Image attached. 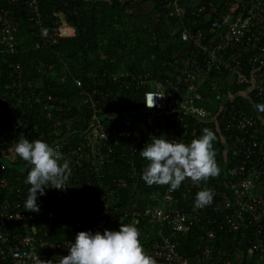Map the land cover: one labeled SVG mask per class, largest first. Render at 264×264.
I'll return each instance as SVG.
<instances>
[{
	"label": "built area",
	"instance_id": "1",
	"mask_svg": "<svg viewBox=\"0 0 264 264\" xmlns=\"http://www.w3.org/2000/svg\"><path fill=\"white\" fill-rule=\"evenodd\" d=\"M162 1L181 20L179 35L182 40L191 41V51L176 60L157 61L155 73L151 69L132 73L130 82L146 87L154 82L155 86L144 90L140 111H124L122 120L125 123L115 113L111 116L115 123L111 130L104 121L111 110H106L105 105L98 106L92 97H84L83 101L90 102L93 112L82 140L72 142L68 134L63 133L49 145L56 147L70 161L72 168L102 160L121 148L123 154L126 148L131 155L142 148L150 136L160 137L163 134L169 140L190 143L189 126L187 122H182L181 114H191L200 119L211 117L223 134L220 146H213V149L215 158L222 161L221 173L229 195L219 191L214 183L193 184L190 179H185L175 191H170L168 185L155 189L152 193L154 203L134 210L131 217L134 221H137L136 216L147 217L170 230L185 232L202 219L214 222L216 219L209 218L207 210L217 209L220 213L218 222L225 233H217L214 228L201 233L198 244L200 254L196 262L180 252L176 243L161 229L157 231L156 238L142 245L143 248L157 264H240V259L228 246L232 238H236L238 243L250 244L245 254L248 260L241 264H264V0ZM17 2L19 0H5L0 4V67L5 64L10 66L7 75L11 88L18 85L16 89L10 88L7 94L0 93V108L4 111L19 102L40 99L39 94L34 92L32 80L22 82V66L15 58L18 22L12 4ZM21 3L27 20L38 29L36 47L53 34H74V27L64 17L53 21L55 30L51 32L41 15L40 0H22ZM190 16L205 20L206 27L189 26L186 21ZM150 58L154 59V54ZM214 70L226 72L225 77L240 87L238 91L242 95L250 94L252 114L236 108L231 98L223 105L218 104L215 111L204 105L203 86ZM77 83L80 82L77 80ZM22 86L27 87L23 89ZM153 93L165 96L156 98V105L149 108L144 101ZM51 106L52 101L49 103ZM102 109L106 114L100 117ZM168 109L176 112L168 118L181 123L180 128L166 127L162 112ZM73 119L72 115L59 113L55 115L52 126H69ZM139 123L146 125L147 131L145 127L138 129ZM31 125L19 130L11 127L0 129V153L6 156L0 162L2 172L8 168L6 159L14 158V146L21 134L29 141L43 137L44 131L41 129L38 132L36 124ZM196 131L197 128H193L191 133ZM119 137L125 139L127 145L119 144L116 141ZM25 163L24 174H0V264H42L48 260L51 264H59L61 256L68 254L67 247L75 241L78 231L59 241L37 236V225L29 220L24 210L30 187L26 183L29 169ZM114 184L125 186L127 180L125 177L115 178ZM204 188L212 190L213 200L206 207L195 208L196 193ZM45 190L56 202H64L69 195L67 187ZM217 195L223 199L219 206L216 204ZM99 206L100 216L88 231L103 233L105 229L117 230L109 200L101 196ZM251 229L252 232L248 233ZM232 231L241 233L236 235L230 233Z\"/></svg>",
	"mask_w": 264,
	"mask_h": 264
},
{
	"label": "trees",
	"instance_id": "2",
	"mask_svg": "<svg viewBox=\"0 0 264 264\" xmlns=\"http://www.w3.org/2000/svg\"><path fill=\"white\" fill-rule=\"evenodd\" d=\"M21 1L12 4L19 16V26L15 32V58L22 66V82L32 80L34 92L39 94L40 99L19 102L13 107H8L6 111L0 108V129L11 127L19 130L36 124V131H44L42 138L48 144L63 133L68 134L72 142L82 140L93 112L90 102L83 101L84 97H92L98 102V106L105 105L106 110H111V114L106 115L104 121L113 130L115 123L111 116L116 113L122 120L124 111H140L144 90L155 86L154 82L147 87L130 82L132 73L144 72L147 69L155 73L157 61L176 60L188 54L193 47L191 41L180 38L181 20L163 5L162 0H40V12L45 23L50 26V31L55 30L53 21L64 17L74 27V34H53L50 36L51 40L46 38L41 46L36 47L38 29L23 17ZM1 3H5V0H0ZM186 22L193 28L206 27L205 20H197L191 16ZM152 54L154 59L150 58ZM10 69L6 64L0 67L2 95L7 94L11 88L7 75ZM225 75L226 72L214 70L207 76L203 86L206 97L204 105L215 111L222 97L227 100L231 98L236 108H242L248 115L252 114L254 110L251 98L248 97L250 94L242 95L238 91L240 87L230 82ZM22 87L24 89L27 86ZM16 88L18 85L11 89ZM51 101L53 106L49 107ZM59 113L72 115L73 122L69 126H52L55 115ZM171 113L176 114L170 109L162 112L166 127L180 128L181 123L168 118ZM104 114V109L99 111L100 117ZM181 115L182 122L188 123L189 139L198 138L202 135V130L208 128L216 136L212 142L213 146H220L223 134L211 117L200 119L187 113ZM142 127L147 131L146 125L137 126L138 129ZM193 128H197L195 133H191ZM36 131L33 133L36 134ZM151 137L154 136L148 137L147 143L152 142ZM116 141L127 145V141L121 137L116 138ZM142 148L131 155L127 153L126 148V153L123 154L121 148L116 152L121 156L114 153L94 163L72 166L67 186L69 195L64 202H56L46 190L42 196L37 193L39 212L27 211L29 220L37 225V236L59 241L73 232L88 231L100 216V197L104 196L111 203L110 209L117 230L120 223L134 222L140 232L141 244L146 245L147 241L156 238L157 231L161 229L162 233L176 243L180 252L192 262H196L200 254V234L209 228H214L217 233H225L218 222L220 213L217 209H208L209 218L216 220L207 222L202 219L185 232L170 230L157 220H149L143 216H136L137 221H134L131 213L146 204L154 203L152 193L155 189L163 187L156 184L148 186L141 178L148 163L140 155ZM3 156L4 154L0 153V162L6 158ZM215 159L220 174L201 183H214L219 191L229 195L230 191L221 173L222 161ZM25 162L15 153L13 159H6L8 168L6 172L0 170V174H24ZM120 177L126 178L125 186L114 184V179ZM222 201V197L217 195V206ZM251 232L252 229L248 231ZM230 233L239 235L241 231ZM249 245L238 243L236 238H232L228 243L236 258L240 259V264L248 260L245 254Z\"/></svg>",
	"mask_w": 264,
	"mask_h": 264
},
{
	"label": "clouds",
	"instance_id": "3",
	"mask_svg": "<svg viewBox=\"0 0 264 264\" xmlns=\"http://www.w3.org/2000/svg\"><path fill=\"white\" fill-rule=\"evenodd\" d=\"M164 96L153 93L144 102L152 108L156 105V98L162 99ZM215 139L214 132L208 128H204L202 135L187 144L169 140L163 134L151 137L152 142L146 143L140 150V155L148 162L141 178L148 186L168 185L170 191H175L185 179L200 184L201 181L217 177L220 168L213 149ZM14 151L27 162L29 169L26 183L30 187L24 210L39 212L37 193L44 195L46 188L65 189L72 174L70 161L56 147L40 139L29 141L23 134L16 142ZM213 195L211 189H201L196 193L194 207L208 206ZM67 248L68 254L61 256L59 264H157L143 248L140 232L134 222L120 223L119 230L105 229L103 233L78 231L75 241ZM42 264H51V261H43Z\"/></svg>",
	"mask_w": 264,
	"mask_h": 264
},
{
	"label": "crops",
	"instance_id": "4",
	"mask_svg": "<svg viewBox=\"0 0 264 264\" xmlns=\"http://www.w3.org/2000/svg\"><path fill=\"white\" fill-rule=\"evenodd\" d=\"M19 2H17V3H15V4H18ZM22 4V3H21ZM23 5V4H22ZM39 7H40V5H39ZM22 8H23V6H22ZM24 9V8H23ZM23 17L26 19V21H28L27 20V18H26V12H25V10L23 11ZM15 16H16V18H17V22H18V26H19V16H18V12H17V9L15 8ZM29 22V21H28ZM30 23V22H29ZM30 25H32L31 23H30ZM17 26V27H18Z\"/></svg>",
	"mask_w": 264,
	"mask_h": 264
},
{
	"label": "rangeland",
	"instance_id": "5",
	"mask_svg": "<svg viewBox=\"0 0 264 264\" xmlns=\"http://www.w3.org/2000/svg\"><path fill=\"white\" fill-rule=\"evenodd\" d=\"M226 101H227V99H226L225 97H222V98L220 99V101H219V104L223 105V104L226 103Z\"/></svg>",
	"mask_w": 264,
	"mask_h": 264
}]
</instances>
